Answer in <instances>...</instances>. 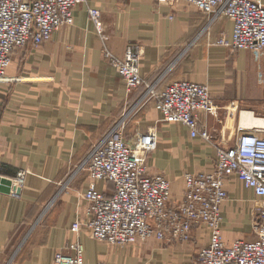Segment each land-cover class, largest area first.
Here are the masks:
<instances>
[{"label":"crops","instance_id":"obj_1","mask_svg":"<svg viewBox=\"0 0 264 264\" xmlns=\"http://www.w3.org/2000/svg\"><path fill=\"white\" fill-rule=\"evenodd\" d=\"M89 8L101 12L104 38L90 21ZM74 18L73 26L50 41L15 52L8 80L0 83V177L13 182L27 172L19 197L0 192V264H54L58 253L72 255L69 246L77 242L85 246V261L94 264H196L210 242L202 227H195L186 243L148 240L138 261L128 250L113 251L93 240L86 228L90 177L83 162L128 112L129 142L158 127L149 173L165 174L178 198L185 174L211 171L216 149L235 144L245 118L259 127L264 112L256 111L257 101L247 95L246 52L233 54L216 44L223 37L232 40L233 23L220 19L208 28V16L193 6L155 0H87ZM130 46L141 47V76L159 88L173 81L210 87L219 112L217 117L202 114L200 121L216 146L191 138L183 125L160 123L154 103L139 109L144 91L128 94L124 79L108 65L109 55L122 58ZM96 188L105 196L115 189L108 182ZM227 191L224 239L228 244L255 241L257 197L235 177ZM77 222L82 225L78 234L72 231Z\"/></svg>","mask_w":264,"mask_h":264},{"label":"built area","instance_id":"obj_2","mask_svg":"<svg viewBox=\"0 0 264 264\" xmlns=\"http://www.w3.org/2000/svg\"><path fill=\"white\" fill-rule=\"evenodd\" d=\"M160 5L185 3L208 16V27L224 18L232 21V40L216 42L233 52L264 51V0H155ZM87 0H0V83L8 80L13 55L29 44L39 46L50 41L65 27L74 25V12ZM90 21L104 38L101 12L88 9ZM143 53L140 46L127 48L122 58L109 55L108 65L121 76L127 93H144L139 109L154 103L159 122L183 125L191 138L213 141L202 126L200 116L217 117L219 107L210 87L188 81H173L165 88L141 76ZM130 113L125 112L83 162L90 184L84 194L89 203L86 228L90 237L111 247H129L148 239H166L186 243L195 227L209 233V245L200 250L196 264H264V127L239 126V135L231 148H219L215 167L207 172L187 173L184 189L177 198L172 182L165 174L151 176L147 161L159 145L158 127L138 133L129 142L126 129ZM250 128V129H248ZM27 172L19 173L12 184H25ZM238 178L257 197L256 240L223 238V206L228 201L227 184ZM100 182L114 184V192L105 196L97 191ZM82 225L75 223L74 233ZM73 254L58 253L54 264H94L85 261V246L71 244ZM97 264H103L99 262Z\"/></svg>","mask_w":264,"mask_h":264},{"label":"rangeland","instance_id":"obj_3","mask_svg":"<svg viewBox=\"0 0 264 264\" xmlns=\"http://www.w3.org/2000/svg\"><path fill=\"white\" fill-rule=\"evenodd\" d=\"M223 19L224 18H222L221 20H223ZM17 52H19V50ZM245 52H246V54H245V56L242 57V59H244L243 61L246 63L247 71L250 70V72H251L250 78H248L250 86L248 84L247 95L249 94V96H252L254 98V100L257 101V103H255L254 105H256V107L258 109L257 108H254V109L256 111L260 110L259 113H263L264 112V51H260V52L245 51ZM232 53L235 54V53H238V51L237 52L236 51L235 52L232 51ZM247 71H246V73H247ZM246 73L244 72L245 75H246ZM253 82L256 83V86L253 85ZM129 118H130V116H129ZM263 119H264V117H263ZM203 142H205V141H203ZM205 143L216 146L215 141L205 142ZM219 148L216 149L217 153H218ZM148 162H149V158H148V161H147V166H148ZM148 172H149V166H148ZM149 174H151V173H149ZM254 214H255V216H254V222H253V231L255 232V224H256V221H257L256 204H255V208H254ZM223 238H224V236H223ZM148 240H150V239H148ZM148 240H146L144 242L137 243V244L129 246V247H118V248L111 247V246H109V245H107L105 243H102V244H105L106 246L111 248V250H113V251H118L120 249L128 250L129 253L131 254V257L135 261L136 260L138 261L139 258L141 257V254L143 253V251L145 249V245L148 243ZM225 242H226V240H225ZM99 243H101V242H99Z\"/></svg>","mask_w":264,"mask_h":264},{"label":"water","instance_id":"obj_4","mask_svg":"<svg viewBox=\"0 0 264 264\" xmlns=\"http://www.w3.org/2000/svg\"><path fill=\"white\" fill-rule=\"evenodd\" d=\"M16 190L12 185V180L0 177V192L11 194L12 191ZM18 194L21 193V189H17Z\"/></svg>","mask_w":264,"mask_h":264},{"label":"bare ground","instance_id":"obj_5","mask_svg":"<svg viewBox=\"0 0 264 264\" xmlns=\"http://www.w3.org/2000/svg\"><path fill=\"white\" fill-rule=\"evenodd\" d=\"M253 123H255V121L253 122L251 118H245V120H244V124H245L246 126H248V125H252ZM252 126H253V125H252ZM252 126H251V127H252ZM254 126H256V125H254ZM254 126H253V127H254ZM260 126L264 127V120H261ZM257 127H258V126H257Z\"/></svg>","mask_w":264,"mask_h":264}]
</instances>
